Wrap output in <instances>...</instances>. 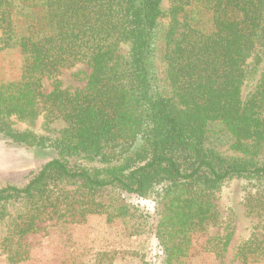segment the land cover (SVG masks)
<instances>
[{"label":"trees","instance_id":"1","mask_svg":"<svg viewBox=\"0 0 264 264\" xmlns=\"http://www.w3.org/2000/svg\"><path fill=\"white\" fill-rule=\"evenodd\" d=\"M162 1L0 0V50L20 60L18 78L0 80V137L53 151L22 185L0 187L6 264L24 258L22 239L39 222L71 211L127 219L144 241L128 251L132 264H178L192 235L219 223L213 195L234 179L259 217L237 257L264 260V0H168L163 26ZM76 63L91 69L83 89L42 91L43 77ZM11 115L60 127L55 136L16 129ZM223 138L232 154L218 149ZM225 218L205 250L229 245L231 209ZM150 235L154 261L143 248Z\"/></svg>","mask_w":264,"mask_h":264},{"label":"rangeland","instance_id":"2","mask_svg":"<svg viewBox=\"0 0 264 264\" xmlns=\"http://www.w3.org/2000/svg\"><path fill=\"white\" fill-rule=\"evenodd\" d=\"M163 15L160 23L167 22L168 0L161 3ZM126 45H122L119 53L126 52ZM162 47L157 44V55L153 60V74L155 78H163L164 65L161 61ZM20 60L15 49L0 50V80L8 81L18 78ZM90 67L86 63H76L63 68L55 78L43 77L41 87L44 93L50 92L57 82L62 88L71 90L83 89L86 86ZM243 86L242 97L246 99L253 89L254 82ZM161 81V80H160ZM159 82V81H158ZM10 126L16 129L31 128L44 135L55 136L60 127L58 123L47 125L42 117L33 121L21 120L16 116L8 117ZM229 140L223 138L217 145L218 149L232 154L228 148ZM53 155L51 149H26L16 144L8 143L0 137V187L5 184L22 185L29 172L37 170ZM220 218L217 225H208L204 230L195 232L187 256L178 264H243L237 257L238 246L248 238L259 222L258 215L249 214L243 202L242 181L234 179L224 183L213 195ZM152 212V204L145 199H131ZM233 212V233L229 245L221 254L205 250L208 238L216 237L221 230L227 210ZM5 227L0 225V241ZM130 233V222L127 219L114 217L107 221L103 214L80 216L69 212L67 216L56 220L46 219L37 224V230L26 234L22 239L24 258L18 264H132L128 259V251L141 245ZM143 246L146 258L154 261L160 249L153 235H150ZM6 253L0 244V264H6ZM246 264H264L261 261H248Z\"/></svg>","mask_w":264,"mask_h":264}]
</instances>
